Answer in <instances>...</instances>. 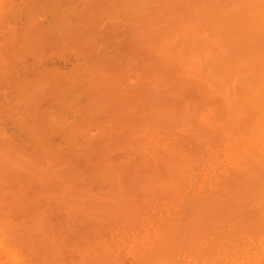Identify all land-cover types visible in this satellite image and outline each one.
I'll use <instances>...</instances> for the list:
<instances>
[{"label": "bare ground", "instance_id": "6f19581e", "mask_svg": "<svg viewBox=\"0 0 264 264\" xmlns=\"http://www.w3.org/2000/svg\"><path fill=\"white\" fill-rule=\"evenodd\" d=\"M92 2L0 0V126L36 157L0 127V264H264V0H116L134 81L86 131L48 109L24 124L12 58L86 40ZM57 73L38 72L52 100Z\"/></svg>", "mask_w": 264, "mask_h": 264}, {"label": "rangeland", "instance_id": "374dc122", "mask_svg": "<svg viewBox=\"0 0 264 264\" xmlns=\"http://www.w3.org/2000/svg\"><path fill=\"white\" fill-rule=\"evenodd\" d=\"M115 4L116 0H93L92 10L83 23L86 24L83 25L84 28L90 29L86 40L70 45L63 43L53 49L44 44H31L21 48L16 57L12 58V113L20 114L24 124H30L32 111L42 114L44 109H48V119L56 122L55 125L59 126V129L66 131V127L73 124L80 128V131H86L89 125L94 123V113L98 111L94 109L93 100L99 101L105 92H120L123 82L125 84L129 79L131 82L134 81L132 76L121 75L119 72V65L123 58L124 29L129 22L121 14V9L114 8ZM84 28L81 30H87ZM43 68L56 69L64 85L67 86V90L61 91L54 100H52L53 95H44L48 91V84L42 85L44 81L38 77V72ZM17 77L29 84L26 99L17 95L15 85ZM89 77L97 83L102 81L99 85L97 84L98 88L93 86L92 90L88 89L91 85ZM2 87L0 98L4 100L8 94L2 95V91L8 92L11 89L8 84ZM68 94L71 96H67ZM1 118L3 126L0 127H4L5 132L8 130L12 132L5 135H12V141L24 148L23 150L19 146L23 153L28 155L27 157L36 158L34 147L30 146L27 135L20 134L23 132L17 130L18 127L14 124L15 119L11 124L6 118ZM52 139L54 144L62 148L66 147L57 132L52 134Z\"/></svg>", "mask_w": 264, "mask_h": 264}]
</instances>
